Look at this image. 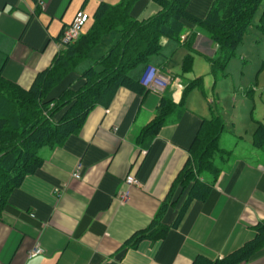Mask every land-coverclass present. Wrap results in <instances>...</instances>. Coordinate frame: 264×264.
Masks as SVG:
<instances>
[{"label":"crops","instance_id":"1","mask_svg":"<svg viewBox=\"0 0 264 264\" xmlns=\"http://www.w3.org/2000/svg\"><path fill=\"white\" fill-rule=\"evenodd\" d=\"M103 1L122 0H0L2 75L29 89L37 74L64 49L60 41L64 27L79 11L90 18ZM211 2L192 0L189 7L203 15ZM160 9L153 0H141L132 13L147 19ZM84 26L82 33L91 27ZM116 34L115 39L120 33ZM198 34L193 48L201 40ZM206 40L214 48L212 39ZM211 46L207 57L217 51ZM108 50L87 57L49 99L67 88H83V69L98 67ZM95 66L91 67L97 70ZM149 66L163 77L161 90L120 87L107 106L99 104L89 112L77 132L27 157L0 215V264H193L198 256L222 259L256 237L255 226L264 221V155L230 154L226 159L218 153L217 175L205 172L201 176L213 182L209 194L189 203L176 221L191 188L177 185L178 177L193 158L204 121L222 119V115L215 113L208 94L199 95L200 87L183 96L191 80L171 70L163 57L149 60L144 69L129 75L139 80ZM163 99L173 108H168L155 135L142 136L145 127L162 114ZM68 109L59 110L55 119L59 121ZM80 164L82 177L74 178ZM129 175L137 184L127 183ZM164 202L168 205L158 218L160 228L166 230L164 236L127 245L135 233L153 225ZM35 247L43 252L30 257ZM237 264H264V247Z\"/></svg>","mask_w":264,"mask_h":264},{"label":"trees","instance_id":"2","mask_svg":"<svg viewBox=\"0 0 264 264\" xmlns=\"http://www.w3.org/2000/svg\"><path fill=\"white\" fill-rule=\"evenodd\" d=\"M138 1L141 0L100 3L88 31L82 33L76 42L64 45L52 65L36 76L29 89L6 79L0 69V215L17 179L22 175L21 169L27 157L36 155L45 145L62 143L77 132L89 112L99 104L107 106L120 87L144 92L148 90L143 81L134 79L129 71L142 63H149L153 55L160 54L165 38L176 40L193 50L198 34L195 28L201 26L208 29L213 43L218 46L215 56L208 57L212 75L217 77L247 33L264 0H212L203 15L191 11L189 6L192 0H153L161 9L147 19H138L133 15V7ZM260 20L262 25L258 27L264 30V8ZM112 31L119 32L120 39L99 60L102 69H87L82 75L86 83L80 90L67 88L60 96L49 99L54 88L74 72L90 51ZM192 60L190 54L185 66L191 67ZM201 85L202 78L190 81L183 96ZM67 106L69 109L57 121L55 115ZM168 108H173L172 103L163 99L162 114L145 127L142 136L157 133L165 122ZM224 128L220 117L204 121L193 146V158L178 177L177 185L184 189L191 188L177 222L189 203L205 199L212 189L213 182L204 181L201 176L205 172L217 175L219 167L215 159L218 153H225V149L219 147ZM253 142L256 147L264 149V124L261 123L254 133ZM167 205L164 202L153 225L135 233L127 245L136 246L144 238L164 236L166 230L160 228L158 218ZM255 229L256 237L238 251L222 259L198 256L193 264H237L248 261L264 247V221L259 222Z\"/></svg>","mask_w":264,"mask_h":264},{"label":"rangeland","instance_id":"3","mask_svg":"<svg viewBox=\"0 0 264 264\" xmlns=\"http://www.w3.org/2000/svg\"><path fill=\"white\" fill-rule=\"evenodd\" d=\"M263 8L264 1L247 29V33L227 61L226 67L223 71L220 70L217 77L212 75L211 63L206 56L207 52L210 53L212 45L206 39L211 40V33L201 26L197 27L201 40L197 45L195 43L196 49L189 50L178 41L167 39L163 45L162 53L156 54L150 59V61H154L156 58L163 57L164 61H168L170 69L178 72L184 79L192 81L202 78V85L196 91L199 95H202V92L208 94L210 105L213 106L216 114L222 115L226 125L219 140V147L225 149L226 159L230 154L235 156L264 155V150L257 148L253 142L254 133L261 123L264 124V30L258 27V25H262L260 17ZM199 10L202 11V9ZM94 11L84 26L85 29L92 25ZM115 35H117L115 31L105 35L102 43L95 48L93 53L105 51L107 47L115 45L120 39V35L117 39H115ZM199 36L198 38H200ZM214 45V48L218 47L216 44ZM214 48L212 51L215 50ZM93 53L88 57H92ZM190 54L193 57L191 67H186V60ZM211 56H215V54ZM54 60L55 58L48 67ZM86 61L88 60L85 59L78 65L76 70H80ZM91 66H95V64L86 67L83 72ZM144 67L146 64L142 63L130 70L129 74L137 73ZM96 68L101 70L102 66L99 65ZM206 69H209V73L205 77ZM192 93L190 94L192 95ZM218 102L222 104L218 105Z\"/></svg>","mask_w":264,"mask_h":264},{"label":"built area","instance_id":"4","mask_svg":"<svg viewBox=\"0 0 264 264\" xmlns=\"http://www.w3.org/2000/svg\"><path fill=\"white\" fill-rule=\"evenodd\" d=\"M87 19V15L83 14L82 12H79L74 19L73 23L65 30L63 36H62V41L64 44L72 43L74 42L80 35V29L82 25L85 23ZM143 84L150 90L156 91V90H161L162 87L164 86V79L163 77L159 74V70L155 68H149L146 73L143 76ZM81 169L82 165H78L76 167V171L73 174L74 178H81ZM126 181L129 185H135L137 184V180L133 175H129L126 178ZM128 191H126L123 194V197L128 196ZM43 252L42 248L40 247H35L33 250L30 251L29 256L30 257H35Z\"/></svg>","mask_w":264,"mask_h":264}]
</instances>
